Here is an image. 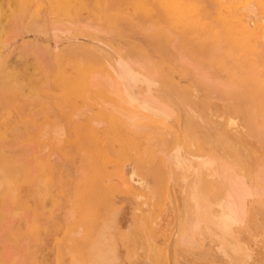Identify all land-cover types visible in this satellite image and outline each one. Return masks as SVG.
I'll return each mask as SVG.
<instances>
[{
  "label": "rangeland",
  "instance_id": "1",
  "mask_svg": "<svg viewBox=\"0 0 264 264\" xmlns=\"http://www.w3.org/2000/svg\"><path fill=\"white\" fill-rule=\"evenodd\" d=\"M42 2L0 0V264H97L96 261L100 258L104 261V255L105 258L109 256L106 255L107 250L109 252V249H115L116 246L117 255L112 249V254H107H110V259L111 256H116L119 262L117 264H263L264 227L252 230L245 211L243 212V209H247L249 195L245 197L246 193L244 195L242 191L241 198L237 189H244L251 184L245 188L253 187L257 190L256 193L253 190V195H250L256 199L262 194L264 187V120L257 112L264 106V0H72L58 15L53 11L54 0H45L46 4ZM39 6L41 7L38 9ZM254 11L256 15H251ZM218 12L220 56L214 46L207 52L204 45L206 27L203 24L208 14L215 26ZM251 16L256 17L251 19ZM59 54L65 55L68 61L79 59L89 65L92 74L78 77L79 83L82 82L81 87L87 89L89 86L94 92L100 89L108 96L96 95L99 103L96 102L93 107L75 106L73 94L65 90L59 79ZM213 54L217 58L219 56V62L217 58H212ZM181 56L190 60V64ZM229 58L230 62L227 61ZM207 60L211 64L207 62V65ZM205 65L215 66L216 70L209 71ZM199 66L208 70L209 76H219L217 81L222 78V82L227 83L228 87L226 84L222 87L221 82H209L207 74L204 76L202 70H199L200 73L196 70L200 69ZM258 71L261 76L263 74L261 78L257 76ZM48 74H53L52 77L55 78L50 79ZM252 82L258 85L254 86ZM172 85L179 92L189 90L192 93L191 99L184 102V105L172 103L173 111L170 108L172 113L175 112L173 114L181 118V126L184 125V129H187L184 135L172 120L168 125L163 124L164 127L161 123L151 124L154 126L151 127L152 133L150 125L146 128L142 126L144 132L134 119L129 124L130 120L125 115V107L131 108L127 101L129 96L141 101L140 103L146 102V98L150 96L157 105L161 92ZM12 87L19 88L16 94L4 92ZM116 94L119 98L127 95L129 98L122 101ZM205 100H210V103L206 104ZM146 103L150 105L152 102ZM153 103L151 105L156 107ZM132 124L136 125L135 129L130 128L129 125ZM158 125L162 130L157 128ZM166 126L170 128L172 135L170 131L168 133L171 136L164 134L166 130L163 128H167ZM155 127L160 135L154 130ZM177 133L181 135L177 136ZM227 134H248L259 147L263 161L255 165L251 174V177L260 175L259 185L248 178L244 181L246 185L236 187L228 176L222 174L224 171L220 164L223 161H230L237 167L241 162L226 148ZM143 135L150 138L145 139ZM153 136L157 137L161 146ZM167 136L170 137L169 143ZM109 137L120 141L114 151L107 143ZM176 143L181 147L179 145L177 148ZM158 147L167 149L168 151L160 153L166 155H159ZM178 150L185 157H179ZM218 152H221L220 155ZM245 155L250 159L251 150H246ZM217 156L218 160L215 161ZM172 158L175 160L172 162L174 164H171ZM182 163L186 168L183 169L185 166H182L180 171ZM217 163H220L221 169L217 167ZM166 169L171 177H168ZM129 171L130 174L132 172L131 176ZM194 171H197L201 180L197 179ZM125 172L129 175H125ZM186 172L189 174H185ZM181 174L185 175L182 177ZM238 176L241 175L232 174L231 177L238 180ZM6 177H11L15 186L12 195L3 188ZM228 179L237 188L234 189L237 194L234 195L233 191L230 194L231 191L227 190V187L229 190L235 188L230 186ZM218 180L222 182L221 185H229L220 187ZM190 181L193 182L191 186L197 185L196 189L189 187ZM123 184L127 186L124 187ZM189 188L196 190L193 192L196 193L195 199L192 192L188 191ZM231 195L235 198L238 195V204H235L236 201L230 203L234 199H231ZM228 196L231 197L230 200ZM213 201L215 206L211 203ZM240 202H245L246 208ZM196 204L201 209L206 206L205 214L209 216L199 211ZM221 211L226 217L223 215L226 219H223L224 222ZM197 213L200 217L211 216V223L216 224V227L205 217L201 220L197 218ZM227 213L232 220L226 216ZM235 214L245 216L241 219L243 221ZM232 216L239 219V224L235 225ZM109 219L113 229L108 228ZM196 219L202 223L199 224ZM216 219L223 230L228 225L225 231L221 228L218 230ZM180 221L183 223L181 228ZM192 224L199 225L197 227L202 233L207 228L203 234L205 237ZM176 225L181 232L175 228ZM101 227L104 229L99 233ZM134 229L138 230L135 234ZM192 230L197 231L199 237L195 232H190ZM103 232L107 235H103ZM97 233L100 242L97 241L100 239H95ZM233 241L236 243H232ZM89 243H96V246ZM103 243L108 245L103 246ZM90 246L92 252L101 248L106 253H94L92 261L88 251ZM85 250L89 253V258L88 255L85 256ZM243 250L249 256L244 255ZM95 255L97 259L99 256L98 260ZM85 258L89 259L88 262ZM109 258L98 263L105 264Z\"/></svg>",
  "mask_w": 264,
  "mask_h": 264
},
{
  "label": "bare ground",
  "instance_id": "2",
  "mask_svg": "<svg viewBox=\"0 0 264 264\" xmlns=\"http://www.w3.org/2000/svg\"><path fill=\"white\" fill-rule=\"evenodd\" d=\"M24 1V0H23ZM41 2H42V0H40ZM45 0H43V2H42V4L44 3V4H46L45 2H44ZM55 1V5L53 6V11L58 15V13H60V12H62L64 9H65V7L66 6H68V4L72 1V0H54ZM22 2V1H21ZM38 2V1H37ZM259 2V1H258ZM207 5V4H206ZM235 5H237V4H235ZM41 6H43V5H41ZM41 6H39L38 7V9L41 7ZM226 6H227V3H226ZM230 6V5H229ZM204 8V7H203ZM234 8V7H233ZM71 9V8H70ZM189 9H192V8H190L189 7ZM188 9V10H189ZM223 9V8H222ZM72 10V9H71ZM149 10V9H148ZM225 11V10H224ZM261 11H263V10H261ZM249 12V11H248ZM259 12V11H258ZM54 13V14H55ZM168 13H169V11H168ZM192 13V12H191ZM253 13V14H252ZM261 13V12H260ZM263 13V12H262ZM63 14V13H62ZM221 14V13H220ZM174 15V14H173ZM251 15H256L255 14V11L254 12H251ZM259 15V14H258ZM170 16V15H169ZM208 18L204 21V26L206 27V34H205V40H204V45H205V47H206V50H207V52H209V49H210V47L211 46H214L215 47V49L214 50H216L217 51V54L218 53H220L219 52V12H218V15H217V18H216V25L214 26V25H212V22H211V20L209 19V15L207 14L206 15ZM56 17V16H55ZM243 17H245V16H243ZM250 17V16H249ZM252 17L253 16H251V19H252ZM254 17H256V16H254ZM253 17V18H254ZM261 17V16H260ZM60 18V17H59ZM63 18H65V17H63ZM102 18V17H101ZM131 18V17H130ZM244 19V18H243ZM170 20V19H169ZM227 20V19H226ZM231 20H232V18H231ZM234 20V19H233ZM261 20V19H260ZM223 21V20H222ZM221 21V22H222ZM244 21V20H243ZM252 21H254V20H252ZM251 21V22H252ZM251 22H250V24H251ZM257 22V21H256ZM245 23V22H244ZM246 24V23H245ZM250 24H249V26H250ZM141 27H142V25H140ZM180 26V25H179ZM252 26V25H251ZM250 26V27H251ZM148 27V26H147ZM150 27H152L151 26V24H150ZM161 27V26H160ZM143 28V27H142ZM163 28V27H162ZM188 28V27H187ZM192 28V27H191ZM237 28V27H236ZM143 30H145V28L143 29ZM151 30V28H149V31ZM167 31H168V29H167ZM190 31V30H189ZM169 33V32H168ZM170 34V33H169ZM244 35V34H243ZM202 36V35H201ZM234 37V36H233ZM237 38V37H236ZM247 38V37H246ZM176 39H178V38H175V40ZM234 39V38H233ZM262 39H263V37H262ZM174 40V41H175ZM221 40H223L222 38H221ZM178 42V41H177ZM179 43V42H178ZM246 44V43H245ZM260 45H262L261 43H259ZM177 45V44H176ZM175 45V46H176ZM258 45V44H257ZM173 46H174V43H173ZM221 46V45H220ZM256 46V45H255ZM233 47V46H232ZM250 47V46H249ZM259 47V46H258ZM235 48H236V45H235ZM234 48V49H235ZM260 48V47H259ZM263 48H264V46H263ZM182 49V48H181ZM180 49V50H181ZM237 49V48H236ZM249 49V48H248ZM254 50L256 49V48H253ZM252 49V50H253ZM180 50H179V52H180ZM224 50V49H223ZM262 50V49H261ZM100 51H102V50H100ZM181 51H183V50H181ZM215 51V52H216ZM222 51V50H221ZM257 51V50H256ZM103 52V51H102ZM213 52V51H212ZM235 52H237V51H235ZM244 52H246L245 50H244ZM216 54V55H217ZM221 54V53H220ZM220 54H218L219 56H220ZM249 53H247V55H248ZM253 54V53H252ZM178 55H181V54H178ZM182 55H183V53H182ZM215 54H213L212 56V58H214L215 56H214ZM246 55V56H247ZM254 55H256V54H254ZM259 55V54H258ZM261 55H263V54H261ZM184 56H186L185 54H184ZM184 56H181L180 58H183ZM219 56H218V58L217 57H215V58H217V61L219 62ZM223 56V55H222ZM232 56V55H231ZM230 56V57H231ZM224 57V56H223ZM223 57H222V59H223ZM256 57V56H255ZM58 58H59V60H60V62H59V66H60V80H61V82H62V86H64V88H65V90L67 91V92H71L72 94H73V98H74V105L76 106V105H78V106H88V107H93L95 104H96V102H97V104L99 103V101L97 100V97H95L96 95H102V97H107L108 95L106 94V93H104L102 90L100 91V89L99 90H96L95 92L92 90V89H90V88H88L89 86H87V89L86 88H84L83 89V87H81V84H82V82L80 81V83H79V81H78V77L79 76H90L91 74H92V71H91V68L89 67V65H87L86 63H82V62H80L79 61V59H76V60H74V59H72L71 61H68V60H66L65 59V55H61V54H59V56H58ZM211 58V59H212ZM257 58V57H256ZM261 58V57H260ZM104 59V61H106L105 60V57L103 58ZM246 59V58H245ZM249 59V58H248ZM251 59V58H250ZM183 60H188V59H186V57H184V59ZM223 60H226L225 58L223 59ZM185 61V62H186ZM228 62H230V58L227 60ZM123 63V61L122 60H120V63ZM184 62V61H183ZM184 62V63H185ZM188 62H190V60L189 61H187V63ZM191 62L193 63L194 61L193 60H191ZM208 62V60L206 61V63ZM121 63V65L124 67V65ZM197 63V62H196ZM198 63H200V62H198ZM209 63V62H208ZM208 63H207V65H208ZM227 63V62H226ZM188 64H190V63H188ZM205 64V63H204ZM203 64V65H204ZM209 64H211V63H209ZM259 64V63H258ZM108 65H109V63H108ZM187 65V64H186ZM207 65H205V68H208V69H210L209 71H215L216 70V68H214V67H211L210 65L209 66H207ZM212 65H213V61H212ZM229 66V65H228ZM233 66V65H232ZM188 67V66H187ZM200 67V69H196L198 72H199V70H202V72L201 73H203L204 74V76L207 74L208 76L210 75V72L208 71V70H203V68H202V66H199ZM210 67V68H209ZM197 68V67H196ZM211 68H214V69H212L211 70ZM192 69V68H191ZM190 69V70H191ZM237 70V69H236ZM112 71V70H111ZM189 71V70H188ZM194 71V70H193ZM203 71H205V73L203 72ZM207 71H208V73H207ZM213 71V72H214ZM113 72V71H112ZM122 72V71H121ZM213 72H211L212 74H214ZM244 72V71H243ZM95 73H97V71L95 72ZM200 73V72H199ZM241 73V72H240ZM259 75H258V74ZM256 74H257V76H259L260 78L263 76V74H262V76H261V74L259 73V71L257 72ZM55 74V73H54ZM195 74V73H194ZM203 74H200L201 76H202V78H204V76H203ZM255 73H253V75H254ZM49 75V74H48ZM52 76H53V74H51ZM94 75V74H93ZM96 75V74H95ZM100 75V74H99ZM125 75V74H124ZM200 75H198L199 77H200ZM217 75V74H216ZM52 76H48V77H50V79H51V77ZM125 76H127V75H125ZM168 76V75H167ZM256 76V75H255ZM47 77V78H48ZM82 77V78H83ZM93 77H95V76H93ZM100 77H101V75H100ZM116 77V76H115ZM169 77V76H168ZM212 77V78H211ZM213 77H214V79H213ZM216 77V78H215ZM217 77H219V76H215V74H214V76H209V82H212V84H213V82L215 81V82H217L218 84H219V82H221L220 83V85L223 87V84H224V82H222V78H221V80H219V81H217L218 79H220V77L219 78H217ZM52 78H55V77H52ZM98 78V77H97ZM258 78V77H257ZM98 80V79H97ZM97 80H96V83H97ZM179 80V79H178ZM204 80H205V82H208V81H206V78H204ZM210 80H212V81H210ZM52 81V80H51ZM50 81V82H51ZM141 81V80H140ZM258 81V80H257ZM92 82V81H91ZM179 82V81H178ZM214 82V83H215ZM93 83H94V81H93ZM92 83V84H93ZM253 83V82H252ZM180 84H182V83H180ZM179 84V85H180ZM207 84H209V83H207ZM211 84V83H210ZM209 84V85H210ZM226 84V85H225ZM224 85L225 86H227V83H225ZM254 84V83H253ZM255 84H257V83H255ZM255 84H254V86H255ZM20 85V84H19ZM108 85V84H107ZM205 85H206V83H205ZM217 85V84H216ZM219 85V86H220ZM236 85V84H235ZM235 85H232L231 87L233 88ZM258 85V84H257ZM91 86V85H90ZM99 86H102V85H99ZM109 86H111V85H109ZM185 86V85H184ZM207 86V85H206ZM214 86H215V84H214ZM224 86V87H225ZM230 86V85H229ZM237 87H240V86H238V85H236ZM253 86V87H254ZM103 87V86H102ZM218 87V86H217ZM228 87V86H227ZM247 87V86H246ZM94 88V87H93ZM167 88V87H166ZM226 88V87H225ZM235 88V87H234ZM17 89H19L18 87H12L11 89H9V90H3L6 94H16L17 92H18V90ZM43 89V88H42ZM86 89V90H85ZM106 89V88H105ZM192 89V88H191ZM241 89V88H240ZM261 89V88H260ZM226 90H228V88L226 89ZM231 89H229V91H230ZM108 92V91H107ZM240 92V91H239ZM34 93H36V92H34ZM201 93V92H200ZM43 94V93H42ZM118 94V93H117ZM116 94V95H117ZM125 94V93H124ZM123 94V95H124ZM208 94H210V93H208ZM261 94H262V92H261ZM44 95V94H43ZM119 95V94H118ZM117 95V96H118ZM126 95V94H125ZM132 95V94H131ZM212 95V94H211ZM37 96V95H36ZM128 96V95H127ZM124 97V98H126V99H128L129 97V99L127 100L128 101V103H130V104H128V105H131V108H129V107H125V115H126V118L127 119H129L130 120V122H129V124L131 123V120L132 119H134V121L136 122V125L138 124V126H139V128L140 129H142V131H144V129L143 128H146V126H149L150 127V131H151V127H152V125L151 124H153V123H155V124H157V123H161V126L164 124V125H168V122L170 123V121L172 120V121H174V122H176L177 124H178V126H179V132L182 134V135H184V133H186L187 132V129L185 130L184 129V125H183V127L181 126L182 125V121L180 120L181 118H179V116L178 115H175V114H173V113H175V112H173L172 113V111H173V109L171 108L172 106H171V104L172 103H175L174 105H184L185 103L184 102H188L190 99H191V97H192V93H189V90H186V91H184V92H179L177 89H176V87L174 88V86L172 85V86H169L167 89H165V90H163L162 92H161V94L159 95V98H158V101H157V105H155V103H153L154 101V99L153 100H151L150 98V96L148 97V98H146V99H148L147 101H150V102H152L156 107H153L151 104L150 105H148V103H146V102H142V103H140V102H138L133 96H129V97ZM153 97H154V95H152ZM122 97V98H121ZM120 98H119V96H118V98L119 99H122V101L124 100V98H123V96H121ZM156 97H157V95H156ZM256 97V96H255ZM137 98V97H136ZM252 98H254L253 96H252ZM118 99V100H119ZM150 99V100H149ZM198 99V98H197ZM242 99H243V97H242ZM65 100V99H64ZM109 100H112L111 98H109ZM156 100V99H155ZM255 100V99H254ZM126 101V100H125ZM125 101H124V103H125ZM126 101V102H127ZM246 101V100H245ZM256 101V100H255ZM120 102V101H119ZM247 102V101H246ZM113 103V102H112ZM205 103L206 104H209L210 103V100H205ZM240 103V102H239ZM56 105V104H55ZM121 105V104H120ZM253 105H254V103H253ZM69 107H71L70 106V104L68 105ZM61 107V106H60ZM122 107V106H121ZM174 107V106H173ZM177 107V106H176ZM179 107V106H178ZM193 107V106H192ZM251 107H253V106H251ZM257 107V106H256ZM172 109V111H171V109ZM181 108V107H180ZM191 108V107H190ZM106 109V108H105ZM120 109V108H119ZM192 109V108H191ZM254 109V108H253ZM11 111V110H10ZM120 111H121V109H120ZM180 111V110H179ZM251 112H254L253 110H251ZM258 113H260L261 115H260V117L262 118V120H264V106H262L261 108H259L258 109V111H257ZM8 113V112H7ZM115 113V112H114ZM181 113V112H180ZM196 113H198L197 111H196ZM196 113H194L195 115H196ZM237 113H239V111H237ZM82 115H85V114H82ZM183 115V114H182ZM231 115V114H230ZM242 115V114H241ZM232 116V115H231ZM255 116V115H254ZM3 117V116H2ZM181 117V116H180ZM196 117V116H195ZM238 117V116H237ZM243 117H245V116H243ZM230 118V117H229ZM255 118V117H254ZM196 119V118H195ZM244 119V118H243ZM89 120H91V118H89ZM245 120V119H244ZM237 121H239V122H241L240 120H237ZM88 122H90V121H88ZM95 122V121H94ZM231 122V121H230ZM229 122V123H230ZM245 122V121H244ZM8 123V122H7ZM98 123H100V122H98ZM233 123V122H232ZM45 124V123H44ZM92 124V123H91ZM96 124V123H95ZM173 124L174 123H172V126H173ZM199 124V123H198ZM227 124H228V122H227ZM127 125V124H126ZM136 125H129L130 126V128L132 127H136ZM164 125H163V127H164ZM175 125V124H174ZM200 125V124H199ZM137 126V127H138ZM142 126H144L143 128H142ZM161 126H159L158 125V129H160L159 127H161ZM171 126V127H172ZM178 126H177V128H178ZM189 126H192V124H190ZM197 126V125H196ZM221 126V125H220ZM229 126V125H228ZM13 127V126H12ZM135 127H134V129H135ZM154 127V126H153ZM152 127V128H153ZM154 128V130L156 131V130H158L157 128ZM167 127V126H166ZM173 127H176V125L175 126H173ZM254 127V126H253ZM258 128L260 127L259 125L257 126ZM9 128V127H8ZM28 128V127H27ZM138 128V129H139ZM176 128V129H177ZM189 128V127H188ZM214 128V127H213ZM250 128V127H249ZM138 129H137V132H138ZM166 131H165V130ZM30 130V129H29ZM149 130V129H148ZM160 130H162V129H160ZM163 130L165 131V133L164 134H166V135H169V136H171L172 134H171V131H170V128H163ZM168 130V131H167ZM173 130H175L174 128H173ZM172 130V131H173ZM211 130V129H210ZM215 130V129H214ZM253 130V129H252ZM170 131V132H169ZM175 131H178V129L177 130H175ZM174 131V132H175ZM212 131H213V129H212ZM145 132V131H144ZM146 132H147V130H146ZM157 132V131H156ZM163 132V131H162ZM162 132H161V134H162ZM171 134H169V133ZM216 132V131H215ZM258 132V131H257ZM261 132H262V130H261ZM261 132H259V133H261ZM264 132V131H263ZM151 133H152V131H151ZM150 133V134H151ZM158 134L160 133V132H157ZM180 133H177V136L180 134ZM211 133V132H210ZM136 134V133H135ZM180 134V135H181ZM254 134V133H253ZM160 135V134H159ZM179 135V136H180ZM144 136V138L145 139H149L150 137L149 136H147V135H143ZM176 136V137H177ZM192 136V135H191ZM256 136V135H255ZM168 137V136H167ZM167 137H166V141L169 143V141H170V137H168V139H167ZM182 137V136H181ZM213 137H215V136H213ZM213 137H212V140H215V139H213ZM257 137H258V135H257ZM216 138H217V135H216ZM153 139H156L157 140V142L159 143V141H158V139H157V137H155L154 138V136H153ZM178 139V138H177ZM259 139H261V138H259ZM193 140V139H192ZM207 140V139H206ZM212 140H210V141H212ZM161 141V140H160ZM220 141V140H219ZM222 141V140H221ZM109 142V145H110V147H111V149H113V151H114V148H116L117 147V144H120V141L118 140V139H116L115 137L113 138V137H109L108 138V141H107V143ZM155 142V141H154ZM163 142V141H162ZM172 142V141H171ZM176 142H178V141H176ZM193 142V141H192ZM191 142V143H192ZM190 143V142H189ZM26 144V143H25ZM160 144V143H159ZM172 144V143H171ZM183 144V143H182ZM211 144H214V143H211ZM210 144V145H211ZM151 145V144H150ZM152 145H153V143H152ZM167 145V144H166ZM179 145L180 144H178L177 145V143H176V147L178 148L179 147ZM185 145V144H184ZM137 146V145H136ZM159 146H161V144L159 145ZM169 146H171V145H169ZM154 147H155V145H154ZM164 147H166V146H164ZM164 147H158V151H157V153L159 152V155H162L163 154V156L164 155H166V154H164V153H162V154H160L161 152H165L167 149H163ZM176 147H174L176 150H177V148ZM180 147H181V145H180ZM193 147V146H192ZM221 147V146H220ZM160 148V149H159ZM167 148V147H166ZM169 148V147H168ZM171 148V147H170ZM183 148V147H182ZM180 149V150H182L183 151V149ZM226 148L230 151V152H232V154H234L236 157H238V159H239V161H241L240 162V166L238 165V167L236 166V165H234V164H232L230 161H223V163H222V165L220 164L221 163V161H220V166L222 167V170L224 171V173H222L223 175L225 174L226 175V177L228 176L231 180H232V183L234 184V185H236V187H241L243 184L244 185H246L245 184V180H247L248 178V180H253V181H255L256 183H257V185H259L260 183H259V179L260 178H258L260 175H258V174H256V175H258V176H253V177H251V174L253 173V171L255 170V165H257L258 164V162H260L261 160H262V152L260 151V149H259V147L257 146V145H255L253 142H252V140H251V138L249 137V135L248 134H245V135H232V134H227V138H226ZM262 148V147H261ZM129 149V148H128ZM157 149V148H156ZM163 149V150H162ZM172 149V148H171ZM174 149V150H175ZM215 149H218V151H219V148H216L215 147ZM170 150V149H169ZM180 150H178L179 151V154H180V156L179 157H183L184 155H181V151ZM206 150V149H205ZM246 150H251V157H250V159L245 155V152H246ZM130 151V150H129ZM168 151V150H167ZM87 153V152H86ZM144 153V152H143ZM169 153V152H168ZM178 153V152H177ZM183 153V152H182ZM219 154L218 155H220V153L221 152H218ZM174 154V153H173ZM119 155V154H118ZM144 155V154H143ZM172 157H173V155H171ZM179 157H178V159H179ZM185 157V156H184ZM213 157H215V156H213ZM222 157V156H221ZM159 158V157H158ZM136 159V158H135ZM154 159H155V157H154ZM167 159H169V158H167ZM183 159V158H182ZM185 159V158H184ZM216 159V160H215ZM228 159V158H227ZM88 160V159H87ZM143 160H144V158H143ZM172 160V161H171ZM170 161H171V164H174V163H172V162H175V160H173V158L171 159ZM181 160V159H180ZM214 160L215 161H217L218 160V156H217V158H214ZM231 160V159H230ZM185 161V160H184ZM187 161V160H186ZM263 161V160H262ZM261 161V162H262ZM120 162V161H119ZM180 162V161H179ZM182 162V161H181ZM203 162V161H202ZM201 162V163H202ZM156 163H157V161H156ZM184 163V162H183ZM183 163H182V165L180 166V168H179V170L180 171H182L181 170V167L183 166H185V165H183ZM200 163V162H199ZM200 163V164H201ZM204 163V162H203ZM150 164V163H149ZM158 164V163H157ZM185 164V163H184ZM218 164V163H217ZM216 164V165H217ZM219 164L217 165V167H219ZM127 165V164H126ZM160 165V164H159ZM177 165V164H176ZM2 166V165H1ZM4 167H5V165H3ZM13 166V165H12ZM89 166V165H88ZM158 166V165H157ZM167 166V165H166ZM202 165H199V168L201 167ZM262 166V165H261ZM91 167V166H90ZM90 167H88V168H90ZM142 167V166H141ZM153 167V166H152ZM151 167V168H152ZM161 167V166H160ZM12 168V167H11ZM105 168V167H104ZM126 168V167H125ZM140 168V167H139ZM165 168H167V167H165ZM186 168V166L183 168V169H185ZM192 169H193V167H191ZM220 168V167H219ZM219 168H217V171H218V169ZM138 169V168H137ZM175 170H176V168H174ZM191 169V170H192ZM201 169L202 170H204L203 169V167H201ZM221 169V168H220ZM90 170V169H89ZM102 170H104L103 168H102ZM124 170V169H123ZM151 170V169H150ZM202 170H200V171H202ZM126 171V170H125ZM153 171V170H152ZM199 171V172H200ZM13 172V171H12ZM83 172V171H82ZM115 172V171H114ZM154 172V171H153ZM152 172V173H153ZM185 172V171H184ZM218 172H220L221 173V171H218ZM7 173V172H6ZM166 173H168L167 172V169H166ZM194 173L197 175L198 173H197V171L195 172L194 171ZM207 173V172H206ZM255 173H258V171H256ZM27 174V173H26ZM85 174H86V172H85ZM128 174V173H127ZM126 174V172H125V175H127ZM129 174H130V171H129ZM128 174V175H129ZM171 175V173H168L167 175H168V177ZM185 174H189V173H185ZM185 174H181V176L183 177V175H185ZM205 174V173H204ZM214 174H215V176H218V175H216L217 173H215L214 172ZM232 174H233V176L234 175H236V174H240L241 176H238L239 178H238V180H236L235 178L234 179H232ZM28 175V174H27ZM132 175V172H131V174L129 175V176H131ZM133 175H134V173H133ZM193 175V174H192ZM223 175H222V177H223ZM88 176V175H87ZM160 176V175H159ZM180 176V177H181ZM198 176V180H201V179H199V175H197ZM206 176V175H205ZM220 176H221V174H220ZM102 177V176H101ZM118 177V176H117ZM137 177V176H136ZM171 177V176H170ZM181 177V178H182ZM190 177V176H189ZM236 177V176H235ZM89 178V177H88ZM111 178V177H110ZM112 178H113V176H112ZM111 178V179H112ZM131 178V177H130ZM132 178H134V176H132ZM180 178V179H181ZM126 179V178H125ZM135 179V178H134ZM140 179H141V176H140ZM145 179V178H144ZM153 179H155V178H153ZM195 179V178H194ZM206 179H207V176H206ZM219 179V178H218ZM225 179V178H224ZM263 179V178H262ZM81 180V179H80ZM105 180V179H104ZM129 180V178L127 179V181ZM133 180V179H132ZM142 180V179H141ZM140 180V181H141ZM145 180H147V178L145 179ZM151 180V179H150ZM172 180H173V178H172ZM171 180V181H172ZM184 180V179H183ZM183 180H182V182H183ZM186 180V179H185ZM198 180H196V182L195 183H197V181ZM230 180V181H231ZM2 181V180H1ZM4 181L5 182H3L4 183V186H3V188H4V190L7 192V193H10L11 194V192H14V190H15V186L12 184V179H11V177H6V178H4ZM117 181V180H116ZM143 181V180H142ZM156 181V180H155ZM192 181V180H191ZM190 181V186H189V184L187 183V185L189 186V187H191L192 189L193 188H195V187H193V186H191V185H193V182H191ZM225 181H227V180H225ZM228 181H229V179H228ZM230 181H229V184H230V186L231 187H235V186H233L231 183H230ZM263 181H264V179H263ZM80 182H82V181H80ZM115 181H113V183H114ZM145 182V181H144ZM163 182V181H162ZM181 182V183H182ZM185 182V181H184ZM183 182V183H184ZM199 182H201V181H199ZM211 182V181H210ZM248 181H246V183H247ZM118 183V182H117ZM127 183V182H126ZM133 183V182H132ZM147 184H148V182H146ZM145 183V184H146ZM150 183V182H149ZM158 183V182H157ZM192 183V184H191ZM212 183V182H211ZM218 183L221 185L222 184V182L221 181H219L218 180ZM228 183V182H227ZM226 182H225V184H227ZM147 184H146V186H147ZM151 184H153V183H151ZM156 184V183H155ZM228 184V185H229ZM154 185V184H153ZM152 185V186H153ZM183 185V184H182ZM186 185V184H185ZM184 185V186H185ZM202 185H204V183L202 184ZM228 185H225V186H228ZM250 185L251 184H248V185H246L247 187L249 186L250 187ZM256 185V186H257ZM80 186V185H79ZM122 186H127V185H122ZM169 186V185H168ZM183 186V187H184ZM205 186V185H204ZM222 186H224V185H221L220 187H222ZM224 186V187H225ZM245 186V187H246ZM255 186V187H256ZM154 187H155V185H154ZM157 187V186H156ZM214 187V186H213ZM230 187V188H231ZM233 188V190H229V188L227 187V190L230 192V194H232V191H233V194L235 195V194H237V192L234 190V189H237V188ZM244 187V189L243 188H240V189H237V191L239 192L238 194H239V197L241 196V198L243 197V194H240V192H244V195H245V193H246V195H245V197H247V195H249V199L247 200V202H246V207H247V209L245 210V209H243V212L245 211V214H246V217L248 218V220H249V223H250V225H251V228H252V230H258V229H262L263 227H264V187L262 188V194L258 197V198H256V199H253V198H251V196L250 195H253V190H254V192L255 191H257V190H255L253 187H252V189H249V188H245ZM17 188V187H16ZM80 188V187H79ZM113 188V187H112ZM127 188V187H126ZM191 188H189V192L191 193L192 192V196L194 197V199H195V197H196V195L194 196V194H196V193H193V192H196V190L195 191H192V189ZM197 188V187H196ZM195 188V189H196ZM148 189V188H147ZM154 189H156V188H154ZM158 189V188H157ZM163 189V188H162ZM200 189V188H199ZM198 189V190H199ZM225 189V188H224ZM169 190H170V188H169ZM184 191H185V189H183ZM207 190V189H206ZM205 190V191H206ZM209 190V189H208ZM215 190V189H214ZM221 190V189H220ZM135 191V190H134ZM137 191V190H136ZM139 191V190H138ZM148 191H149V189H148ZM158 191V190H157ZM222 191V190H221ZM223 191H225V190H223ZM258 191H259V189H258ZM259 191V192H260ZM153 192V191H152ZM170 192H172L171 190H170ZM228 192V193H229ZM234 192H236V193H234ZM156 192H154V194H155ZM218 193H220V192H218ZM256 193V192H255ZM213 194V193H212ZM211 194V195H212ZM225 194V193H224ZM260 194V193H259ZM12 195V194H11ZM152 195V194H151ZM156 195H158V193L156 194ZM155 195V196H156ZM190 195V194H189ZM203 195V194H202ZM215 195V194H214ZM255 195V194H254ZM171 196H173V195H171ZM192 196H189V197H192ZM208 196V195H207ZM213 196V195H212ZM226 196V195H225ZM232 196V195H231ZM258 196V195H257ZM114 197V200H115V196H113ZM127 197V196H126ZM136 197V196H135ZM138 197V196H137ZM142 197V196H141ZM182 197H183V195H182ZM219 197V196H218ZM227 197V196H226ZM229 197V196H228ZM237 197H238V195H237ZM235 198V197H233L232 196V198L231 197H229V199L228 200H230V198L231 199H233V200H230L231 202L230 203H233V202H235L236 201V199H237V201H240V199H238V198ZM245 197L243 198V199H245ZM253 197V196H252ZM256 197V196H255ZM142 198H144V197H142ZM201 198V201L203 200L202 199V197H200ZM138 199V198H137ZM190 199V198H189ZM188 199V200H189ZM242 199V200H243ZM75 200V199H74ZM183 200V199H182ZM181 200V201H182ZM218 200H220V199H218ZM226 200V199H225ZM172 201H174L173 199H172ZM217 201V200H216ZM227 201V200H226ZM225 201V204H227L228 202H226ZM235 202V204L237 203H239V202ZM244 201V200H243ZM119 202V201H118ZM187 202V201H186ZM185 202V203H186ZM192 202V201H191ZM197 202V201H196ZM210 202V201H209ZM214 202L215 201H213V202H211V203H213L214 204ZM117 203V202H116ZM188 203V202H187ZM202 203V202H201ZM204 203H205V201H204ZM207 203V202H206ZM241 203V202H240ZM134 205V204H133ZM174 205V203H172V206ZM228 205V204H227ZM226 205V206H227ZM241 205L243 206V207H245V202H244V204H243V202L241 203ZM240 205V208L242 209L243 207ZM74 206V205H73ZM182 206V205H181ZM195 206V205H194ZM196 206H197V208L199 209V211L201 210L202 212H204V214H205V208H206V206H205V204H204V206H205V208L202 206V209H201V207L199 206L198 207V205L196 204ZM213 206H215V204L213 205ZM24 207H26L25 205H24ZM129 207V206H128ZM225 207V206H224ZM227 207H229V206H227ZM227 207H225V208H227ZM238 207V206H237ZM245 207V208H246ZM120 208H121V206H120ZM124 208V207H123ZM125 208H127V207H125ZM173 208H175V206H173ZM181 208H183V206L181 207ZM176 209V208H175ZM198 209H195V210H198ZM210 209L211 210H213L212 209V207H210ZM229 209V208H228ZM233 209H235V208H233ZM239 209V208H238ZM238 209H236L237 210V213H239L238 212ZM241 209L239 210V211H241ZM115 210H117V208L115 209ZM122 210V209H121ZM121 210H119V211H121ZM174 210V209H173ZM223 211V210H222ZM221 211V212H222ZM229 211V210H228ZM74 212V211H73ZM106 212V211H105ZM175 212H176V210H175ZM225 212V211H224ZM231 212V211H230ZM230 212H228V213H230ZM243 212H242V214H243ZM119 213V212H118ZM177 213V212H176ZM181 213H183V212H181ZM212 213H213V211H212ZM226 214V216L228 215L229 217L228 218H230V220H232L231 219V215H229V214ZM73 214V213H72ZM80 214V213H79ZM202 214V213H201ZM81 215V214H80ZM91 215V214H90ZM95 215V214H94ZM108 215H111L110 213L108 214ZM125 215V214H124ZM200 214H198L197 213V218H200V220L201 219H204V217L207 219V221H209L210 220V222L209 223H211V219H212V217L210 218V217H206V216H204L203 217V215H202V217H200L199 216ZM205 215H207V216H209L208 214H205ZM213 215V214H212ZM215 215V214H214ZM217 216H218V214H216ZM215 215V216H216ZM223 212H222V217H221V219H222V221H223V219H225L226 217H225V215H224V217H223ZM236 215V214H235ZM130 216V215H129ZM199 216V217H198ZM216 216V217H217ZM236 216H240V214H238V215H236ZM116 217V216H115ZM122 217V216H121ZM126 217V216H125ZM214 217V216H213ZM234 216H232V218H233ZM245 216H240L239 217V219L241 220L242 218H244ZM73 218V217H72ZM111 218H112V215H111ZM114 218V217H113ZM209 218V219H208ZM219 219H220V217H218ZM235 218H237V217H234L233 218V221H234V223H235V225L236 224H239V219H235ZM177 219V218H176ZM114 220V219H113ZM112 220V221H113ZM197 220H199V219H196V221ZM226 220V219H225ZM178 221V220H177ZM216 221L218 222V224L220 223L217 219H216ZM232 221V222H233ZM238 221V222H237ZM241 221H243V220H241ZM104 222V221H103ZM111 221H110V219H109V224H107L108 226H110V227H108V228H112L113 227V224H111L110 223ZM141 222V221H140ZM199 224H201L202 223V221H201V223H200V221H197ZM215 222V221H214ZM224 222V221H223ZM237 222V223H236ZM108 223V222H107ZM112 223H114V222H112ZM119 223V222H118ZM180 223H181V221H180ZM204 223V222H203ZM213 223V222H212ZM211 223V224H212ZM216 223V222H215ZM229 223H230V225H233V223L231 224V221H229ZM241 223V222H240ZM89 224V223H88ZM182 224L183 223H181V226H180V228L182 227ZM217 224V228H219L218 230L220 231V224L218 225ZM223 223H221V225H222ZM225 224V223H224ZM241 224H243V223H241ZM90 225V224H89ZM92 225V224H91ZM105 225H106V223H105ZM112 225V226H111ZM193 226H198L199 227V225H194V224H192ZM214 225V223L212 224V226ZM116 226V225H115ZM120 226V225H119ZM178 225H176L175 226V228L177 229L178 227H177ZM207 226H209V225H207ZM211 226V227H212ZM215 227H216V224L214 225ZM213 226V227H214ZM224 226V225H223ZM123 227V226H122ZM197 227V228H198ZM214 227V228H215ZM227 227H228V225H227ZM227 227H225L224 228V230H223V228H221L223 231H225V229L227 228ZM80 229H81V227H79ZM102 228V230L101 231H99V233L100 232H102L103 231V227H101ZM120 228H121V226H120ZM174 228V229H175ZM179 228V229H180ZM79 229V230H80ZM113 229V228H112ZM125 229V228H124ZM179 229H177V230H179ZM200 228H198V230H199ZM205 229H207V228H205ZM205 229H204V231H205ZM96 230V229H95ZM105 230H107V229H105ZM104 230V231H105ZM120 230V229H119ZM143 230V229H142ZM201 230V229H200ZM199 230V231H200ZM208 230V229H207ZM217 230V229H216ZM215 230V231H216ZM221 230V231H222ZM109 231V230H108ZM122 231V230H121ZM134 234L138 231V230H136V229H134ZM204 231H203V233H202V235L203 234H205L204 233ZM209 231H210V229H209ZM229 231V230H228ZM230 231H231V227H230ZM77 232V231H76ZM76 232L74 233V234H76ZM98 232V231H97ZM110 232V231H109ZM178 232H181L180 230L178 231ZM190 232H192V233H194L195 232V234L196 235H198L196 232L197 231H194L193 232V230L192 231H190ZM213 232V231H212ZM104 233V232H103ZM102 233V234H103ZM183 233H184V231H183ZM182 233V234H183ZM223 233H225V232H223ZM223 233H221L222 235H224ZM33 234V233H32ZM101 234V235H102ZM107 235V233H104L103 235ZM210 234V233H209ZM220 234V232L218 233V235ZM226 234V233H225ZM236 234V233H235ZM35 235V234H34ZM76 235H78V233L76 234ZM144 235H145V233H144ZM185 235H187V234H185ZM212 235V234H211ZM14 236V235H13ZM92 236H94L93 234H92ZM97 236H98V233H97ZM95 237V239L97 240V239H100L99 238V236L98 237ZM109 236H111L110 235V233H109ZM146 236V235H145ZM174 236H176V234L174 235ZM183 235H181V237H182ZM192 236V235H191ZM191 236H190V239H191ZM204 236V235H203ZM217 236V235H216ZM225 236H227V234L225 235ZM230 236H231V234H230ZM105 237V236H104ZM104 237H102V239H105V241H106V238H104ZM198 237H199V235H198ZM202 237V236H201ZM205 237V236H204ZM215 237V236H214ZM254 237V236H253ZM113 238V237H112ZM171 238V237H170ZM175 238V237H174ZM186 238V237H185ZM209 238V237H208ZM217 238V237H216ZM172 239V238H171ZM170 239V240H171ZM182 239H184V236H183V238ZM217 239H219V238H217ZM115 241H116V239H114ZM185 240V239H184ZM224 240H226L227 241V239H224ZM66 241H68V240H66ZM98 242H100L101 241V239L100 240H97ZM175 241V240H174ZM205 241V240H204ZM71 242V241H70ZM73 243H74V241H72ZM71 242V243H72ZM82 242V241H81ZM84 242V241H83ZM82 242V243H83ZM96 242V241H95ZM110 242V241H109ZM183 242V241H182ZM190 242V241H189ZM188 242V243H189ZM223 242V241H222ZM115 243V242H114ZM172 243H174V242H172ZM185 243V242H184ZM200 243H201V241H200ZM206 243V242H205ZM232 243H236V242H232ZM84 244V243H83ZM90 244V243H89ZM96 243H94V245H95ZM104 244V245H103ZM102 245L103 246H107L108 244L107 243H103ZM122 244V243H121ZM169 244V243H168ZM181 244V243H180ZM183 244V243H182ZM191 244V243H190ZM202 244V243H201ZM212 244V243H211ZM228 244H230V243H228ZM91 246L93 245V243H91L90 244ZM93 245V246H94ZM114 245V244H113ZM175 245V244H174ZM193 245V244H192ZM220 245H222L221 243H220ZM220 245H218V247L220 246ZM91 246H90V249L88 250L89 251V253H91L90 255H91V259L93 258L92 257V255L94 254V253H99V251H100V255H103V254H105L104 253V250L103 251H101V248H99L100 250H98V246L96 247L97 248V250H98V252H97V250L96 251H93L92 252V248H91ZM96 246V245H95ZM110 246V245H109ZM108 246V247H109ZM169 246V245H168ZM203 246H206V245H203ZM208 246H210V245H208ZM232 246V245H231ZM236 246H237V244H236ZM235 245H234V248L236 247ZM88 247V246H87ZM108 247H105L106 249H108ZM112 247V246H111ZM111 247H109V248H111ZM115 247V246H114ZM215 247V246H214ZM218 247H216V248H218ZM238 247V246H237ZM240 247V246H239ZM238 247V248H239ZM96 248H94L93 247V249H96ZM203 248V247H202ZM244 248H246V247H244ZM112 250H113V252H115L116 251V249H118L117 248V246H116V248L115 249H113V248H111ZM111 249H109L110 251L108 252V250H107V253H110V254H112V251H111ZM242 249V248H241ZM240 249V250H241ZM66 250V249H65ZM68 250V249H67ZM91 250V251H90ZM168 250H169V248H168ZM188 250V249H187ZM235 250H237V249H235ZM247 250V249H246ZM245 250V251H246ZM118 251V250H117ZM170 251H171V249H170ZM238 251H239V249H238ZM237 251V252H238ZM64 252V251H63ZM101 252H103V254L101 253ZM172 252V251H171ZM170 252V253H171ZM175 252V251H174ZM241 252V251H240ZM243 252H244V250H243ZM247 252H249V251H247ZM81 253V252H80ZM89 253L88 252H86V250H85V256H87L88 258L90 257V255H89ZM106 253V255H109V256H106V258H105V255L103 256L104 257V261H105V259H107V258H109L110 257V254H107ZM117 252H115V255H117L116 254ZM173 253V252H172ZM114 254V253H113ZM127 254V253H126ZM227 254V253H226ZM231 254H233V253H231ZM243 254V253H242ZM246 253L244 252V255H245ZM69 255V254H68ZM123 254H121V257H123L122 256ZM133 255V254H132ZM169 256H170V254H168ZM174 254H172L171 256H173ZM224 255H225V253H224ZM246 255H248V254H246ZM251 255V254H250ZM70 256V255H69ZM82 256H84V255H82ZM84 256V257H85ZM228 256V255H227ZM226 256V257H227ZM249 256V255H248ZM96 257V258H95ZM95 259H97V255H95ZM102 257V256H101ZM116 256H114L113 255V257L111 256V258L113 259V262H112V259H110V261L112 262V264L115 262L116 264L117 263H119L118 261H117V257L115 258ZM118 257H119V255H118ZM133 257H134V255H133ZM173 257H175V256H173ZM172 257V258H173ZM235 257V256H234ZM247 257V256H246ZM171 258V257H170ZM86 259V258H85ZM98 259H99V256H98ZM97 259V260H98ZM108 259V260H109ZM120 259V258H119ZM247 259V258H246ZM89 260V259H88ZM88 260L86 259V261L88 262ZM100 260H102V258H100L98 261H96V263L97 264H99L98 262L100 261ZM107 260V261H108ZM238 260V259H237ZM61 261V260H60ZM64 261V260H63ZM62 261V262H63ZM92 261H94L93 259H92ZM103 261V260H102ZM102 261H100V263L102 262ZM103 261V262H104ZM105 262V264H109L108 262H110V261H108V262ZM120 261V260H119ZM250 261V260H249ZM77 262V261H76ZM121 262V261H120ZM75 263V262H74ZM86 263V262H85ZM126 263V262H125ZM57 264V263H56ZM90 264H91V262H90ZM92 264H94V262L92 263ZM122 264V263H121ZM171 264H172V262H171ZM264 264V263H263Z\"/></svg>",
  "mask_w": 264,
  "mask_h": 264
}]
</instances>
